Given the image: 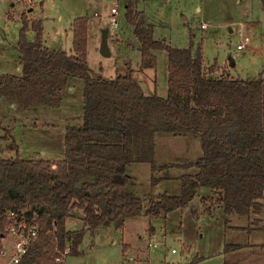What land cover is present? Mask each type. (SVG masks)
I'll return each mask as SVG.
<instances>
[{
  "label": "trees",
  "instance_id": "obj_1",
  "mask_svg": "<svg viewBox=\"0 0 264 264\" xmlns=\"http://www.w3.org/2000/svg\"><path fill=\"white\" fill-rule=\"evenodd\" d=\"M139 0H128L125 20L139 41V68L156 66L157 50L167 54V94L144 95L133 78L130 63L112 78L91 76L86 57L87 18L73 22L71 52L50 50L41 42V20L21 15L18 41L20 75H0V96L18 108L58 106L72 77L83 79L80 124L68 125L64 154L57 161L20 158L9 128L0 125V141H9L16 156L0 157V230L7 210L25 209L36 216L38 236L19 264H65L77 255L86 230L94 232L113 223L117 228L131 216L164 217L189 206L200 188L204 212L220 210L229 218L260 214L264 204V78L240 79L206 69L201 48H178L156 39L153 26L138 10ZM31 23L36 39L25 31ZM233 66V62H231ZM199 137L202 154L196 172L179 176L180 193L140 197L128 190L131 164L148 163L151 172L170 165L154 162L155 134ZM159 178L152 176V184ZM75 208L83 212L85 228L66 230ZM233 228H240L232 226ZM68 247L62 262L55 258ZM238 246L225 245V252ZM228 264V262H225Z\"/></svg>",
  "mask_w": 264,
  "mask_h": 264
},
{
  "label": "rangeland",
  "instance_id": "obj_2",
  "mask_svg": "<svg viewBox=\"0 0 264 264\" xmlns=\"http://www.w3.org/2000/svg\"><path fill=\"white\" fill-rule=\"evenodd\" d=\"M127 1L39 0L29 8L0 0V74H21L18 41L23 13L30 20H41L42 43L66 52L72 49L74 20L86 17V57L91 76L111 78L116 69L129 62L144 95L166 96L167 54L157 50L155 68H139V41L125 20ZM112 7L118 9L116 27L108 18ZM137 8L153 26L154 38L178 48L191 44L193 51L200 47L205 68L213 66L215 75L226 72L240 79L264 78V0H139ZM30 24L25 38L33 42L36 32ZM104 31L109 56L100 53ZM243 36L250 40L238 50ZM83 85L82 78H70L58 106L12 108V103L0 96V125L9 128L20 158H62L66 127L82 121ZM154 141L155 164L170 166L153 173L148 163L131 164L127 171L133 179L128 190L140 197L164 192L178 195L179 176L196 172L194 166L183 165L201 156L200 138L158 132ZM8 142L0 141V157L16 156L6 148ZM152 176L159 178L154 185ZM207 195L209 189L200 188L188 207L173 210L165 218L137 215L127 217L120 228L111 223L94 232L86 230L79 254L67 255L65 264H223L225 258L232 264H264V207L258 215L229 218L226 227V216L220 210L212 215L204 212L200 198ZM65 225L67 231L85 228L82 210L73 209ZM149 242L155 246L148 247ZM226 244L238 246L227 257Z\"/></svg>",
  "mask_w": 264,
  "mask_h": 264
},
{
  "label": "built area",
  "instance_id": "obj_3",
  "mask_svg": "<svg viewBox=\"0 0 264 264\" xmlns=\"http://www.w3.org/2000/svg\"><path fill=\"white\" fill-rule=\"evenodd\" d=\"M39 0H11V5L20 4L24 7H33ZM117 7H112L109 14V21L113 26L117 25ZM201 28L205 29L206 24L202 23ZM248 36H243L237 44L238 50L242 49L248 42ZM38 236V221L36 216L28 217L25 209L7 210L4 214L3 224L0 230V264H19L31 243ZM155 243H148V247H154ZM172 252H175L172 249ZM68 253V247L55 258L56 262H62ZM5 259V260H4Z\"/></svg>",
  "mask_w": 264,
  "mask_h": 264
},
{
  "label": "crops",
  "instance_id": "obj_4",
  "mask_svg": "<svg viewBox=\"0 0 264 264\" xmlns=\"http://www.w3.org/2000/svg\"><path fill=\"white\" fill-rule=\"evenodd\" d=\"M139 10V9H138ZM139 11H141L142 13H143V11L142 10H139ZM149 23V22H148ZM117 26V25H116ZM116 26H114V27H116ZM73 29V24H72V28H71V30ZM43 45L45 46V47H47L44 43H43ZM72 47H73V32H72ZM48 48V47H47ZM48 49H50V48H48ZM50 50H55V49H50ZM71 51H72V49H71ZM70 51V52H71ZM18 58H19V56H18ZM205 66V65H204ZM19 70H20V68H19ZM217 70L215 69V72H216ZM218 73V72H217ZM221 73V72H220ZM1 74H11V73H1ZM0 74V75H1ZM230 74V73H229ZM12 75H16V74H12ZM231 75V74H230ZM231 76H233V75H231ZM234 77V76H233ZM112 78V77H111ZM67 86H70V79L68 80V84H67ZM68 90H72V87H70ZM15 107V105L14 104H12V108H14ZM63 154H64V151H63ZM63 154H62V157H63ZM41 158H43L42 156H40ZM59 159H61V158H59ZM59 159H49V160H52V161H57V160H59ZM166 217V216H165ZM153 234H154V232H152ZM227 253H229V251L228 252H225V256L227 257ZM225 262H228V260H227V258H225L224 259V261H223V264H225ZM234 263V262H233ZM228 264H232V262H228Z\"/></svg>",
  "mask_w": 264,
  "mask_h": 264
},
{
  "label": "water",
  "instance_id": "obj_5",
  "mask_svg": "<svg viewBox=\"0 0 264 264\" xmlns=\"http://www.w3.org/2000/svg\"><path fill=\"white\" fill-rule=\"evenodd\" d=\"M100 53L103 56H109L110 52L108 50V44H107V33L104 31L101 39V44H100Z\"/></svg>",
  "mask_w": 264,
  "mask_h": 264
}]
</instances>
